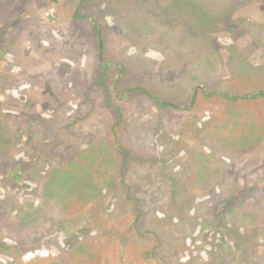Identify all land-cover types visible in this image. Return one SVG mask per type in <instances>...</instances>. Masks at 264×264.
Returning a JSON list of instances; mask_svg holds the SVG:
<instances>
[{
    "label": "rangeland",
    "instance_id": "374dc122",
    "mask_svg": "<svg viewBox=\"0 0 264 264\" xmlns=\"http://www.w3.org/2000/svg\"><path fill=\"white\" fill-rule=\"evenodd\" d=\"M261 89L264 0H0V264H264Z\"/></svg>",
    "mask_w": 264,
    "mask_h": 264
},
{
    "label": "trees",
    "instance_id": "16d2710c",
    "mask_svg": "<svg viewBox=\"0 0 264 264\" xmlns=\"http://www.w3.org/2000/svg\"><path fill=\"white\" fill-rule=\"evenodd\" d=\"M55 1V0H53ZM76 17L78 18H84L85 16L83 15H78L76 14ZM137 89H140L144 92H146L143 88H137ZM221 96L229 99V100H245V99H256V98H261V97H264V89H261V90H258V91H255V92H251V93H245V94H240V95H228V94H221ZM157 102H159L160 100L159 99H155Z\"/></svg>",
    "mask_w": 264,
    "mask_h": 264
}]
</instances>
